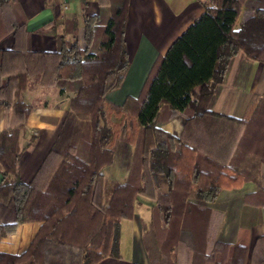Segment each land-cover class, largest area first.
<instances>
[{
  "label": "trees",
  "instance_id": "trees-1",
  "mask_svg": "<svg viewBox=\"0 0 264 264\" xmlns=\"http://www.w3.org/2000/svg\"><path fill=\"white\" fill-rule=\"evenodd\" d=\"M80 1L81 40L75 34L59 51L0 53V74L8 71L6 59L13 67L0 84L1 103L31 109L21 94L29 73L39 69L43 82L74 91L50 150L61 159L45 188L20 175L21 128L0 132V209L14 212L13 220H0V238L20 222L42 220L19 255L0 251V264L119 259L121 220L133 217L139 194L155 199L150 228L162 264H179L178 250L191 252L187 264H264V234L250 248L224 240L206 244L207 230L218 220L211 203L222 189L256 180L258 188L242 200L264 203V94L253 96L242 118L208 108L235 53L264 64V7L242 10L247 0H200L204 10L157 56L139 94L116 104L106 94L122 84L129 67L124 31L130 0H98V14L85 12L87 0ZM22 27L9 1L0 0V39ZM175 115L184 118L179 135L158 126ZM204 118L211 120L205 125L209 142H224L220 150L190 139L187 131ZM226 121L240 124L239 133H231ZM120 139L134 145L125 181L101 173Z\"/></svg>",
  "mask_w": 264,
  "mask_h": 264
},
{
  "label": "crops",
  "instance_id": "crops-1",
  "mask_svg": "<svg viewBox=\"0 0 264 264\" xmlns=\"http://www.w3.org/2000/svg\"><path fill=\"white\" fill-rule=\"evenodd\" d=\"M8 1L14 19L23 27L15 34L10 31L0 39V53L2 50L13 48L59 51L63 43L74 39L75 34L81 40L83 26L79 18L82 12L80 0ZM253 7H264V0H247L242 10ZM203 10L200 0H130L124 31L129 67L122 84L108 91L107 98L113 103L121 104L126 96H137L157 56L164 55L171 42ZM85 12L98 14V0H87ZM239 21L240 16L236 20V27ZM4 64L8 71L0 74V84L6 82L9 72L13 70L11 59H6ZM17 65L19 66L18 63ZM41 73V69L29 73V83L21 94L24 102L33 105L31 109L17 110L0 101V132L15 127L21 128V154L18 163L20 175L25 182L33 181L43 189L61 159L50 150L62 125L68 100L74 95V91L70 85L58 87L43 82ZM260 94H264L263 62L248 59L242 51H238L230 58L223 79L216 85L211 96L208 108L242 118L253 96ZM205 119L195 121L194 126L187 131L190 139L205 146L213 145L214 149L220 150L225 144L218 141V137L214 138L213 144L209 142L205 125L211 120ZM215 122L224 123L220 119ZM225 123H230L228 125L233 130L231 133H239L240 124L231 121ZM158 126L171 134L179 135L184 127V118L182 115H175ZM133 151V144L124 139L118 140L114 160L101 169L102 175L125 181ZM1 177L0 171V180ZM260 183L264 188V164ZM257 188L258 182L250 179L237 187L224 188L218 193L211 203L218 220L214 227L207 230L206 244L209 248L217 240L250 248L255 238L264 234V203L257 205L242 200L246 194L254 192ZM154 203L155 199L150 196H137L133 217L124 219L128 221L125 226L121 221L120 258L106 257L96 264H162L150 228L151 207ZM4 219L13 220L14 212L6 214L4 208L0 209V220ZM41 223L42 220L39 219L20 222L14 232L0 238V251L19 255L27 248ZM177 255L179 264H187L190 261L189 250H178ZM246 264H249V259Z\"/></svg>",
  "mask_w": 264,
  "mask_h": 264
},
{
  "label": "rangeland",
  "instance_id": "rangeland-1",
  "mask_svg": "<svg viewBox=\"0 0 264 264\" xmlns=\"http://www.w3.org/2000/svg\"><path fill=\"white\" fill-rule=\"evenodd\" d=\"M139 195H143V194H139ZM122 221V223H123V226H125V224L128 222L127 220H121ZM123 240H122V244H123V249H122V252L124 253V251H125V249H124V244H125V238H124V236H123V238H122Z\"/></svg>",
  "mask_w": 264,
  "mask_h": 264
}]
</instances>
